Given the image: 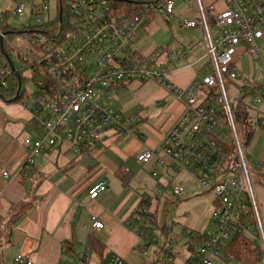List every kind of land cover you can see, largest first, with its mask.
<instances>
[{
    "label": "built area",
    "instance_id": "obj_1",
    "mask_svg": "<svg viewBox=\"0 0 264 264\" xmlns=\"http://www.w3.org/2000/svg\"><path fill=\"white\" fill-rule=\"evenodd\" d=\"M9 1L14 9L0 14L1 24L8 23L12 15H24L28 9L31 20L28 26L36 27L17 36V44L26 41L27 47L23 49L15 46L0 29L1 83L6 84L12 70L7 57L17 55L33 72H39L34 76L36 90L25 101L37 138L24 140L28 153L22 172L29 173L36 155L56 151L63 140L79 150L102 141L109 130L117 136L126 133L137 136L136 127L141 119L119 114L103 101L101 93L130 81H155L172 90L166 70L154 67L131 46L137 28L150 16L158 12L173 16L178 2L191 0H161L132 16L119 13L108 0H75L70 27L63 33L61 42L52 41L47 33L37 29L57 15L56 8L55 15L51 16L50 0ZM194 1L197 17L181 18L179 22L187 29L199 25L205 30L208 70L190 88L172 90L184 101L183 114L157 148L138 154L136 159L143 165L155 159L158 165L173 172H187L196 178L203 192L215 199L216 230L186 264H214L224 246L241 234L257 235L264 263V230L255 197L254 171L248 160V148L242 145V127L233 118L235 100L229 97L232 83L242 78L236 65L240 46L264 67L260 51L264 45V0H223L222 11L213 4L206 6L204 0ZM171 58L180 61L182 57L179 52ZM237 90V100L248 109L253 126L261 128L264 121L257 114L264 110V78L261 84L252 80L244 82ZM251 111L256 114L253 116ZM229 145L234 147V160L226 167ZM257 164L264 166V163ZM3 175L7 177L8 173ZM106 188L105 182L94 185L90 198L96 199ZM185 196L183 186L172 187L175 202ZM146 223L151 225L149 220ZM92 227L101 230L104 225L94 217ZM141 234L147 237L145 231ZM87 254L86 251L77 264H89ZM6 264H32V261L19 255ZM104 264L128 263L113 253Z\"/></svg>",
    "mask_w": 264,
    "mask_h": 264
},
{
    "label": "crops",
    "instance_id": "obj_2",
    "mask_svg": "<svg viewBox=\"0 0 264 264\" xmlns=\"http://www.w3.org/2000/svg\"><path fill=\"white\" fill-rule=\"evenodd\" d=\"M193 2L187 3L184 13L175 12L172 17L176 21H158V13L150 16L137 28L131 46L154 67L164 63L158 66L168 73L172 90L190 88L208 70L205 30L199 25L187 29L179 22L181 18L197 17ZM183 3L178 2L176 10ZM205 4H213L219 11L225 8L223 0H205ZM151 5L134 4L133 11L148 10ZM179 52L181 60H172L171 55ZM244 55L250 59L246 48L240 46L236 65ZM172 90L155 81H130L102 91L107 105L126 118L141 119L137 136H117L109 130L102 141L79 150L66 140L60 141L56 151L34 157L32 170L37 175L34 179L27 175L26 180L22 173L28 153L24 140L37 138L32 115L25 102L11 104L0 98V216L7 218L11 207L23 201L31 205L27 215L12 226L9 244L2 248V263H12L22 255L32 264H77L86 251L89 264H104L113 253L128 264H186L195 256L199 245L192 246L193 237L172 240L171 229L162 231L167 224L158 217L170 202H179L173 200L172 192L165 197L171 185L167 180L175 178V172L158 165L155 159L144 165L136 159L138 154L157 148L183 114L184 101ZM251 113L254 116L255 112ZM257 115L264 121V110ZM248 157L264 230V178L259 179L255 172V164L264 163V125L256 130ZM4 173L8 176L4 177ZM102 182L106 190L91 199L90 190ZM144 200L147 213L157 219L156 224L146 228V238L141 234L145 219L139 216ZM214 205L213 198L212 214ZM94 217L103 223V229L92 227ZM244 235L251 241L250 249L259 253L260 264L263 251L257 235ZM234 262L244 264L224 250L214 259V264Z\"/></svg>",
    "mask_w": 264,
    "mask_h": 264
},
{
    "label": "trees",
    "instance_id": "obj_3",
    "mask_svg": "<svg viewBox=\"0 0 264 264\" xmlns=\"http://www.w3.org/2000/svg\"><path fill=\"white\" fill-rule=\"evenodd\" d=\"M110 5L116 9L121 14H128V15H137L140 13L139 11H133V5H143V4H155L160 2L161 0H108ZM75 4V0H57V15L52 20L40 27H37L39 32L47 33L49 37H51L52 41H63V33L69 30L70 23L72 20V9ZM61 15V19H60ZM153 18V17H152ZM36 27L28 26L23 27L22 29H12L8 23L1 24L0 29L6 32L7 35L12 39L13 37L20 36L26 33L28 30H35ZM59 33H62L60 37L58 36ZM57 37V38H56ZM56 55V51L54 52ZM8 60L14 65L18 74L20 76V80L11 70V72L7 75L6 84L3 85L0 81V98L8 103L11 104H18L23 103L28 98L26 93V77H24L23 73L18 68L16 62L12 57H7ZM39 72H33L34 76H36ZM243 78V77H242ZM241 78V79H242ZM198 81V80H197ZM251 79L244 78L243 82H249ZM233 118L236 123H238L242 127V145L245 148H249L256 132V128L252 124V119L248 114V109L246 108L243 103L238 101L237 107L236 103H234L233 108ZM86 147V146H85ZM227 162L226 167L234 160V147L229 145L227 146ZM257 169V170H256ZM255 169V172L259 178H264V172L262 167H258ZM24 172V171H23ZM22 172V173H23ZM34 171L31 170L29 173H24L23 178L26 180V176L30 175L31 178H35L37 174L33 173ZM175 173H178L177 171ZM157 177V176H156ZM205 193V192H204ZM144 204L139 211V216L142 219H145V225L141 229L143 232L146 231V228L152 227V224L157 223L156 215L153 216L146 212V202L142 201ZM31 209V205L29 201H23L15 206H12L10 209V213L7 218L0 216V264H4L1 261V255L3 251V247L9 244V237L11 234L12 226L16 225L20 222L29 212ZM149 220L151 225L148 226L146 221ZM166 225V224H165ZM162 231H169L167 226L162 228ZM193 237L191 239L192 246L200 245L206 238L207 235L200 234V233H193L191 235ZM2 238L3 241H2ZM90 244V242H89ZM251 241L248 240L244 234L239 235L235 240L228 242L223 250L226 255H230L237 260H240L244 264H257L260 260V255L257 251H252L250 249ZM64 247L67 248V244H64ZM85 261V259H83ZM87 264V263H86Z\"/></svg>",
    "mask_w": 264,
    "mask_h": 264
},
{
    "label": "rangeland",
    "instance_id": "obj_4",
    "mask_svg": "<svg viewBox=\"0 0 264 264\" xmlns=\"http://www.w3.org/2000/svg\"><path fill=\"white\" fill-rule=\"evenodd\" d=\"M191 1L193 2L194 0ZM191 1L185 2L183 3V5H180L176 10V14L184 13L189 5L187 3H190ZM193 3L196 6L195 1ZM48 5L51 8V16H54L57 8V0H50L48 2ZM13 9L14 7L9 0H0V14L12 11ZM29 18V10L26 9L24 15L22 16L12 15L8 20V25L12 29H22V27L29 25L31 21ZM163 19H169L172 21L178 20L172 16H162L161 13L158 12L157 20L162 21ZM16 38L17 36L12 38V42L15 46H18L19 49L27 47L26 41L22 42L21 44H17V42L15 41ZM260 51L264 58V45L260 46ZM13 59L16 62L20 71L23 73L24 77H26V93L28 96H30L36 90L33 71L29 66L25 65L24 62L20 61L17 55L13 56ZM161 64L164 63L159 62L156 67L160 68L161 66L158 65ZM237 66V69L243 78L238 79L237 82L232 83V87L229 90V97L231 101L235 100L236 107L238 103L237 99L239 97L237 86H240L244 83L243 79L249 77L252 79V82L261 84L264 78L263 65L259 64L256 61H253L251 58L248 59V56L244 55L243 58L238 61ZM247 103H249V99H247ZM249 159L250 157H248V160ZM256 167H258L257 164H255V168ZM174 175L175 178L174 176H172L171 179L167 180L170 182L171 185L165 190V197H170L172 187L177 186L175 184L184 187V189L186 190V196L183 199H179V202L177 204H173L170 202L169 206L166 207V210L164 212L160 211L158 214V217L160 218L159 220L164 224H167L169 230L171 229V239L174 240L179 237H182L184 239H190L193 233L205 234L207 236L212 235L216 230V225L213 221L212 214V205L214 197L210 193H204L201 190L200 184L196 180V178H194L187 172H179L175 173ZM262 178L263 177L259 179ZM153 181L155 182V180ZM221 253L222 251L220 252V255ZM233 264L238 263L234 262ZM260 264L264 263L261 262Z\"/></svg>",
    "mask_w": 264,
    "mask_h": 264
},
{
    "label": "water",
    "instance_id": "obj_5",
    "mask_svg": "<svg viewBox=\"0 0 264 264\" xmlns=\"http://www.w3.org/2000/svg\"><path fill=\"white\" fill-rule=\"evenodd\" d=\"M60 19H61V15H60ZM11 63V62H10ZM11 68L12 71L14 72V74L18 77V79L20 80V76L18 74V71L16 70V68L14 67V65L11 63ZM38 80H40V78H37Z\"/></svg>",
    "mask_w": 264,
    "mask_h": 264
}]
</instances>
